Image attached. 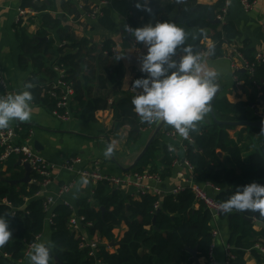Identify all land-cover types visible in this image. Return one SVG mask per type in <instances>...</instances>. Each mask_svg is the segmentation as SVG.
Returning <instances> with one entry per match:
<instances>
[{
    "label": "trees",
    "instance_id": "trees-1",
    "mask_svg": "<svg viewBox=\"0 0 264 264\" xmlns=\"http://www.w3.org/2000/svg\"><path fill=\"white\" fill-rule=\"evenodd\" d=\"M225 1L219 0L217 4L209 6L198 4L197 0H149L145 7L151 9L150 13L138 9L136 3L131 10L128 25L135 29L150 23L175 24L185 31L184 46H191L194 54L204 49L203 41L210 39L215 45L212 58H222L225 56L222 51L224 45H234L241 36L232 22L225 20L213 24L222 15ZM21 8L33 9L36 13L48 11L46 5L40 8L37 0H25ZM94 8L87 7L88 15ZM102 12L103 16L98 21L102 27L112 30L115 23L111 15L105 8ZM41 22L36 36H29L21 23L16 30L22 51L21 65L25 69L28 63L32 66L30 83L34 87L30 90L33 95L31 103L45 107L52 113L57 109L58 98L52 97L51 93L61 92V89L53 88L57 81L66 83L74 90L69 104L72 118L90 124L96 122L97 113L112 109L117 128L127 126L130 129L128 145L135 144L147 125L133 111L131 101L137 93L116 104L95 93L96 90H106L111 82L123 79L121 65L117 64L116 59L111 60L115 54L113 43L104 42L98 53L94 46H90L88 39L78 40L63 28L62 18L45 13ZM55 31L63 42L68 43L58 54L51 38V33ZM249 43L245 41L237 50L248 62L252 73L238 71L236 77L244 83L250 102L258 104L264 100V64L256 60ZM138 47L145 46L138 44ZM57 55L60 56L56 58ZM57 69L63 70L64 74L61 75ZM105 72H112L111 78L102 75ZM1 93L0 87V97ZM245 105L239 104L238 107L243 108ZM214 110L225 114L236 112L221 100H216ZM19 126L26 137L28 126ZM230 128L213 123L200 132L191 133L193 142L186 143L185 160L193 168L196 182L219 189L215 200L220 204L227 201L238 188L251 183L264 185V141L254 151H250L252 143L239 146L230 139L227 131ZM247 129L251 138L264 136V129ZM219 152L224 154L223 158L218 155ZM15 158L12 157L6 164L7 171L1 172L0 166V176L3 178L0 179V216L8 220L9 231L12 233L10 240L0 246V264H17L22 260L27 249L43 235L47 219L44 209L46 199L35 197L41 189L40 183H8L24 178V172H13ZM176 159V156L170 154L169 146L161 143L159 134L143 158L128 172L157 175L163 181L171 176ZM93 200L92 205L82 201L80 208V215L92 225L87 230L91 235L98 234L117 249L111 253L101 247L98 254L93 256L89 250L80 249L79 241L69 229L72 210L63 204L57 205L53 209L56 218L51 226L49 264H98L99 261L103 264H195L191 250L197 251L200 261L208 260L214 243L213 215L197 202L189 188L178 195H144L141 200L133 201L108 183H102L97 187ZM5 201L11 206L6 205ZM220 217L227 219L230 225L229 242L235 257L231 264H247V255L258 264H264V258L255 249L258 245L264 247V228L256 229L264 224V217L258 212L235 210L223 212ZM122 226L127 230L118 239L115 231ZM5 254L11 258H4Z\"/></svg>",
    "mask_w": 264,
    "mask_h": 264
},
{
    "label": "crops",
    "instance_id": "crops-1",
    "mask_svg": "<svg viewBox=\"0 0 264 264\" xmlns=\"http://www.w3.org/2000/svg\"><path fill=\"white\" fill-rule=\"evenodd\" d=\"M44 1L48 0H37V3ZM218 1L197 0L200 5L209 6L217 4ZM228 2L230 6L226 21L234 23L241 34L234 46L236 48L242 47L244 42L248 41L254 55L261 54L264 56V0H254L250 10L244 8L241 0H228ZM24 3L25 0H0V68L10 91L17 94L26 90L24 86L30 83L32 77L31 63H28V67L25 69L20 62L22 51L17 40L16 30L18 24H22L21 27L29 36H36L42 25V15L49 13L56 18H62V27L67 29L76 39H88L90 46H94L98 53L101 52L104 42L110 41L113 43L116 54L111 60L116 59L117 64L121 65L123 79L111 82L107 85L106 90L101 92L96 90V95L107 97L110 103L116 104L137 93L131 92V88L134 80L144 76L140 71V59L146 54V48L138 47L134 37L125 29L128 27V19L132 8L136 3L144 4V0H51V2L48 1V4H45L48 11L45 10L37 13L34 17L19 20L18 10ZM148 4L149 0L145 6ZM88 6L90 8H105L115 23L114 28L108 30L102 27L98 20L90 18L87 12ZM40 8H43V6ZM51 38L55 42V52L57 54L63 46L68 44L60 39L56 31L51 33ZM212 43L213 41L210 39L202 42L207 47H210ZM230 47L232 46L224 45L222 51L227 53L230 51ZM59 56L57 55L56 58ZM201 63L206 70H214L218 73L217 80L220 84V94L217 100H221L225 105L236 111L234 114L215 111V116L219 121L234 123L262 121L255 112L257 104L253 103L254 106L251 107L249 94L244 89V83L238 82L236 78L232 68L234 61L222 57L205 59ZM102 75L111 78L112 72H105ZM239 104L246 105L240 108L238 107ZM31 108L32 115L28 121H12L9 126L15 127L22 124L28 126V131H25L26 137L21 132V142L27 143L34 152L52 164L60 165L70 159H78L79 163L74 166L76 172L79 170H93L96 165H99L105 175L118 179L132 176L128 169L134 165L155 132V130H144L135 144L128 145L130 129L127 126L117 128L112 109L100 111L96 115V122L86 124L80 119L72 117L67 122H60L52 116L49 109L33 103H31ZM211 124H213V120L211 112H209L198 123L195 132H200ZM247 128L249 127L237 126L231 127L227 131L234 143L239 146L252 143L250 151H254L264 141V136H253L251 138ZM172 130L174 129L171 126H164L160 133L161 143L173 146L174 154L178 160V163L172 165L171 176L163 179L162 183L153 181H144L143 183L146 188L159 190L162 195L171 193L178 187H189L197 183L193 170L184 165L183 160L186 158V152L182 149V138L178 137L176 140H172L164 136L165 132ZM109 145L113 147V153L111 156H105ZM161 157L162 155L159 160ZM246 158L247 155L244 159ZM15 161L13 172L19 174L22 171L25 176L23 167L19 165L20 158L16 157ZM7 165L1 167V172L8 170ZM18 167L20 169H17ZM0 179L3 178L0 176ZM67 185H70L71 189L64 195L63 200L72 209V216L79 218L81 217L82 201H87L91 205L94 204L93 199L98 186L92 181L81 178L76 173L57 168L53 172L52 183L44 189L39 198L55 197L58 191ZM117 190L125 198H130L133 201H139L143 197L140 189L132 184L121 185ZM209 193L213 197L217 194L211 189H209ZM58 204L62 205L61 202ZM212 226L215 233L213 243L215 258L219 264H224L228 256L227 249L232 247L229 242L230 225L227 219L213 217ZM260 227L261 225L257 226L256 229L259 230ZM126 230L127 228L122 226L115 231V234L119 233V239H121ZM51 235V228L46 225L43 235L37 243H44L51 248ZM102 246H111V249L108 250L111 253L117 249L105 240H103ZM246 260L247 264H258L249 255H247ZM200 262L201 264H207L208 260L204 259ZM22 264H30L28 256L24 257Z\"/></svg>",
    "mask_w": 264,
    "mask_h": 264
},
{
    "label": "clouds",
    "instance_id": "clouds-1",
    "mask_svg": "<svg viewBox=\"0 0 264 264\" xmlns=\"http://www.w3.org/2000/svg\"><path fill=\"white\" fill-rule=\"evenodd\" d=\"M147 3L148 0H144V4L138 3L136 7L150 13L151 9L145 7ZM125 30L146 48V54L140 59L144 77L132 84L137 92L131 101L133 111L142 122L171 126L180 137L187 139L211 110L210 102L219 90L218 73L206 70L201 56L194 54L191 46H184L185 31L175 24L150 23ZM178 52L179 59H175ZM24 87L26 90L15 95L0 97V129L9 127L12 121L24 122L31 118L33 95L30 90L34 85L27 83ZM112 153L113 147L109 145L105 156ZM219 209L224 213L258 212L264 217V185L251 183L238 188ZM11 236L8 220L0 216V246ZM50 259V248L46 244L32 245L28 256L30 264H49Z\"/></svg>",
    "mask_w": 264,
    "mask_h": 264
},
{
    "label": "built area",
    "instance_id": "built-area-1",
    "mask_svg": "<svg viewBox=\"0 0 264 264\" xmlns=\"http://www.w3.org/2000/svg\"><path fill=\"white\" fill-rule=\"evenodd\" d=\"M242 5L246 10H250L253 6V2H250L249 0H241ZM106 4V3H103ZM229 2L228 0L225 1V7L223 9L222 15L218 18L221 22H224L226 20V17L229 13ZM37 13L33 9H22L20 8L18 10V16L19 20H24L26 18L34 17ZM103 16L102 8L96 7L93 9V12L89 14V17L95 20H99ZM128 28H131L128 25ZM204 49L201 50L197 55L201 56V61L205 59L212 58L213 49L215 48L214 43L210 47H207L205 45ZM230 51L225 53V56L223 58H228L230 61H234L233 63V70L235 74L238 71L246 70L247 72L250 71L252 73V70L250 69V66L248 62L243 58V56L238 52L237 48L232 45L230 47ZM114 53L116 54V51L114 50ZM178 54L175 59H179ZM256 60L259 63L264 64V56L261 54L255 55ZM57 71L63 75L64 71L57 69ZM237 78V77H236ZM238 82L239 79L237 78ZM56 86L53 88L61 89V92L58 94V92H52L51 96L58 98L57 103V109L53 111L51 114L54 118H56L60 122H67L71 119L72 115L69 110V104L74 96V90L70 85H67L66 83L59 82L55 84ZM0 87L2 88L1 97H7L8 95H15L14 92L10 91L8 89V84L4 78L3 72L0 68ZM138 91V90H137ZM131 92L136 93V90L131 88ZM61 111L63 114H61ZM255 112L257 113L260 120L264 121V100H260L257 106L255 107ZM158 124L153 122L152 124L146 125L144 130H156ZM164 136L168 139L176 140L179 136V134L175 131H168L164 133ZM182 138V137H181ZM193 138L191 135L187 139L182 138V149L186 152L187 147L186 143H192ZM169 146V152L172 156H175V150L174 147ZM12 157H18L22 161V163H27L32 168V175H31V182L30 184H36L40 183L41 189L40 191L35 195V197H40L43 194V191L45 188H47L53 180V172L57 168H61L64 170H67L72 173H76L77 176L88 179L92 181L96 186H99L102 183H108L109 185L113 186L114 189H118L121 187V185L125 184H132L138 189H140L142 195H153V196H162V193L159 190H153L150 188H146L144 186V181H153L156 183H162V179L157 175H150L148 173L145 174H132V176L125 177L124 179H118L116 177H112L109 175H105L102 173L100 166L96 165V167L93 170H79L76 172L75 165L79 163L78 159H70L60 165H55L50 162H48L46 159H44L42 156H40L38 153L34 152L31 147L27 143L21 142V128L19 125L15 127H7L0 129V166H6L8 161ZM178 163V160L176 159L173 164ZM184 165H186L189 169L193 170V168L185 161ZM185 188H189L193 194L196 197V200L199 204H203L206 209H208L213 217H220V215L223 213L219 209L220 203H218L215 200V197H213L209 193V189L213 190L215 193H219L220 190L217 188H213L209 185H200L197 183H194L193 185H190L189 187H178L173 192L164 194V195H178L179 193L183 192ZM71 189L70 185L63 186L55 197H48L45 198L46 202L44 204L45 212L47 213V219H46V225H48L50 228L54 225V219L56 218V214H54L53 209L55 206L59 205L58 203L61 202L66 207L70 206L67 202L63 200L64 195H66ZM29 201V200H28ZM59 201V202H58ZM5 204L8 206H11L10 203L5 201ZM70 210H72L70 208ZM263 225V224H262ZM261 225V227H262ZM92 225L88 223L85 219V217L81 216L79 218L71 216L70 222H69V229L71 233L75 236V238L79 241L80 249L82 250H89L90 255H97L99 252V249L102 246L103 240L99 237L98 234L91 235L88 232V228ZM215 234V233H214ZM40 239V238H39ZM38 239V240H39ZM113 247V245H112ZM106 250L111 249V246L104 247ZM255 249L262 255L264 258V247L263 246H256ZM32 250V245L27 249L25 253V257L29 256V253ZM233 247H228V256L224 262V264H231V262L235 259V257L232 255ZM4 258L10 259L11 256L5 254ZM24 259V258H23ZM23 259L20 260L17 264H22ZM208 263L209 264H219L215 258L214 254V247L210 248L209 251V257H208ZM98 264H103L101 261L98 262Z\"/></svg>",
    "mask_w": 264,
    "mask_h": 264
},
{
    "label": "water",
    "instance_id": "water-1",
    "mask_svg": "<svg viewBox=\"0 0 264 264\" xmlns=\"http://www.w3.org/2000/svg\"><path fill=\"white\" fill-rule=\"evenodd\" d=\"M45 4H48V1H44L42 3H39L38 6L42 7ZM220 20L217 19L213 22V24H220ZM47 40V39H46ZM242 73H246V70H241ZM218 82V80H217ZM219 85V90L218 93L216 94V96L214 97V99L210 102L211 104V116H212V120L213 123L216 125H221V126H228V127H237V126H244V127H252V128H257V129H264V121H258V122H222L219 121L216 116H215V110H214V104L220 94V84L218 82ZM254 104L251 103V107H253ZM164 128L163 124H158L156 127V130L152 136V138L150 139V141L148 142V144L146 145L145 149L143 150V152L139 155V157L137 158L136 162L134 163V165L132 167H130L128 169V171L132 170L136 164L143 158V156L146 154V152L148 151L149 147L151 146V144L154 142V140L157 138V136L162 132ZM218 155L223 158V154L221 152L218 153ZM186 160L184 159L183 162H185ZM19 165L21 167H23L24 171H25V176L23 179L21 180H16V181H12V182H8L11 185H20V184H30L31 182V175H32V168L29 164L27 163H22V161H20ZM102 211H105L104 208H102ZM249 221H252L251 219H249ZM262 228H264V224L262 225ZM191 255L193 256V261L195 262V264H201L198 256H197V251L196 250H191L190 251Z\"/></svg>",
    "mask_w": 264,
    "mask_h": 264
},
{
    "label": "rangeland",
    "instance_id": "rangeland-1",
    "mask_svg": "<svg viewBox=\"0 0 264 264\" xmlns=\"http://www.w3.org/2000/svg\"><path fill=\"white\" fill-rule=\"evenodd\" d=\"M116 235H117V237H118V239H119V237H120V234H119V233H117Z\"/></svg>",
    "mask_w": 264,
    "mask_h": 264
}]
</instances>
